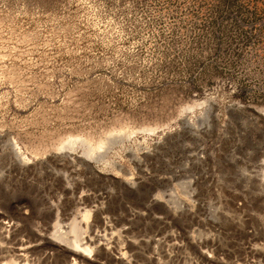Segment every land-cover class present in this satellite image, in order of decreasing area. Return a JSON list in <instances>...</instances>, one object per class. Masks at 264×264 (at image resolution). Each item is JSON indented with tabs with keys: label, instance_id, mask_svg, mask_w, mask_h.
I'll return each instance as SVG.
<instances>
[{
	"label": "rangeland",
	"instance_id": "1",
	"mask_svg": "<svg viewBox=\"0 0 264 264\" xmlns=\"http://www.w3.org/2000/svg\"><path fill=\"white\" fill-rule=\"evenodd\" d=\"M0 133L29 160L0 145L6 255L264 264V0H0Z\"/></svg>",
	"mask_w": 264,
	"mask_h": 264
},
{
	"label": "bare ground",
	"instance_id": "2",
	"mask_svg": "<svg viewBox=\"0 0 264 264\" xmlns=\"http://www.w3.org/2000/svg\"><path fill=\"white\" fill-rule=\"evenodd\" d=\"M129 134V132L128 131H122V132H111V134L109 135L108 133V135L109 136H113L114 138H115V140H116V138L118 139V136H122V134ZM8 135V136H7ZM107 135V136H108ZM90 136V135H89ZM120 136V137H121ZM119 137V138H120ZM107 138H105V140H106ZM113 139V138H112ZM77 140L78 139H73V138H67L66 139V141L65 142H61L60 144H59V147H58V149H60V151H61V149H63V148H65V150H69L70 151V154H71V152H72V148L73 147H75L74 146V144H76V142H77ZM108 140V139H107ZM114 140V139H113ZM114 140V141H115ZM80 141V143H83L86 147L84 148L85 149V151L82 153V156L83 155H85V156H83V157H85V158H88L89 160L91 159V160H96L97 158L98 159H100V158H102V155L99 153V150L100 149H102L103 147H107V146H109V144H111V141H109L108 140V142L106 143V142H103V141H98V142H95V143H92L91 141H89L88 139H80L79 140ZM96 141V140H95ZM113 141V142H114ZM40 142V141H39ZM117 142V141H116ZM121 142V141H120ZM43 143V142H42ZM41 143V144H42ZM3 144V146H5L6 147V149H7V151H8V157H11V158H14V160L16 161V163L19 165V166H26V165H28L27 163L29 162V160L25 157V156H23L22 154H21V152H20V149L18 148V146H17V144H16V142H15V140L12 138V137H10L9 136V134H2V133H0V145H2ZM35 145V144H34ZM33 145V146H34ZM39 144H37V146H38ZM78 145V144H77ZM83 145V146H84ZM111 145H113V144H111ZM44 146H45V144H44ZM81 146V145H80ZM39 147H40V145H39ZM43 147V146H42ZM41 147V148H42ZM32 148V147H31ZM30 148V149H31ZM46 148H47V146H46ZM67 148V149H66ZM77 148V147H76ZM108 149H110V147H107ZM34 149H35V147H34ZM43 149V148H42ZM48 149V148H47ZM83 149V150H84ZM38 150V149H37ZM41 150V149H40ZM45 150V149H44ZM64 150V149H63ZM62 150V151H63ZM81 150V149H80ZM44 152V151H43ZM47 152V151H46ZM104 152H105V149H104ZM23 153V152H22ZM37 154L38 153H41V152H36ZM64 153V152H63ZM80 153V152H79ZM66 156V155H65ZM70 156V155H69ZM63 157V156H62ZM78 157V156H77ZM81 157V156H80ZM82 157V158H83ZM75 158V157H74ZM73 158V159H74ZM76 159V158H75ZM79 159V158H78ZM78 159L76 160V161H78ZM85 160V159H84ZM84 160H80L81 161V163L84 161ZM100 160H103V158L102 159H100ZM59 161V160H58ZM61 161H62V159H61ZM66 161V160H65ZM98 161V160H97ZM64 162V161H63ZM79 162V161H78ZM70 163H72V162H70ZM113 165V164H112ZM118 165V164H117ZM83 166H84V168L88 171V172H90V173H95L96 172V170H95V168L93 167V166H91V165H89V164H87L85 161H84V163H83ZM83 168V169H84ZM114 169L117 171V172H119V174H123L124 176L125 175H127V174H129L128 172H127V169L125 170L124 169V167L122 168L121 166H114ZM129 171V170H128ZM132 174V173H131ZM94 175V174H93ZM123 178V177H122ZM121 179V178H120ZM130 179H133V178H124V180H122V181H124L125 182V184H129L130 185V183H131V181H130ZM121 181V180H120ZM124 182H123V184H124ZM133 182V181H132ZM134 183V182H133ZM133 183H131V185L130 186H132L133 185ZM124 186V185H123ZM128 187V185H126V188ZM171 197V198H170ZM158 199H159V196H158ZM169 199L171 200V201H168V202H170V203H172L173 205H174V207H178L179 205H180V199L179 198H177L176 197V195L175 194H173V196L171 195H169ZM1 202V201H0ZM173 205H171V206H173ZM97 214V213H96ZM88 216H89V212L88 211H84L83 212V214H82V218L83 219H87L88 218ZM97 217V215H95V218ZM99 217V216H98ZM94 218V217H93ZM97 220H98V218H96ZM93 222V221H92ZM95 222H97V221H95ZM98 223V222H97ZM96 223V224H97ZM90 226L91 225H94L93 223L92 224H89ZM82 229H81V226L79 225V223L78 222H76V220H72L70 223H69V227H68V231L66 230V232H62L61 230H59V227H58V229H56V231H55V233H54V235L52 234V236H53V238L55 239L54 240V242H56L57 241V243L59 244V245H61L62 247L64 246L65 247V249L64 248H62V249H64V250H68V252L69 253H73L74 255H78L79 257H83L82 256V253H89L90 252V249H89V247L85 244H83V242H81L82 241V239H81V233H82V231H81ZM2 235H0V264H30V262H28L26 259H23L22 257H20V256H14V254H10V255H12V256H14V258H12V257H10V258H12V259H10L9 260V258L6 260V256L7 255H9V254H5L6 252H7V250L9 249V248H6L5 247V245H4V243H3V238L1 237ZM13 237V236H12ZM37 237V236H36ZM12 239V238H11ZM35 240V239H34ZM11 241V243H12V240H10ZM13 241H14V239H13ZM53 242V243H54ZM50 243H52V241H50ZM52 243V244H53ZM57 243H55V244H57ZM13 244H14V246H12V247H14V249L16 248V247H20L21 248V246L23 245V244H19L18 243V245H20V246H18L17 244V246H15V242H13ZM12 244V245H13ZM54 245V244H53ZM58 246V245H57ZM12 247H10V249L12 248ZM56 247V246H55ZM19 248V249H20ZM61 248V247H60ZM13 249V248H12ZM22 249V248H21ZM61 249V250H62ZM23 251H26L27 252V249H22ZM63 250V251H64ZM67 250H66V252H67ZM8 252H10V250L8 251ZM12 252V251H11ZM6 256H5V255ZM65 254V253H64ZM63 253H62V255H64ZM71 255V254H70ZM85 256V255H84ZM85 258V257H84ZM75 259V258H74ZM6 260V261H5ZM5 261V262H4ZM75 261V260H74ZM72 262V263H69V262H67V260H66V256L64 255V257H63V259H62V263L61 264H77L76 263V261L75 262Z\"/></svg>",
	"mask_w": 264,
	"mask_h": 264
}]
</instances>
